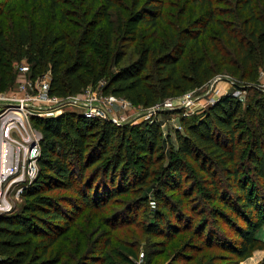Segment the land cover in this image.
I'll list each match as a JSON object with an SVG mask.
<instances>
[{"label": "trees", "instance_id": "trees-1", "mask_svg": "<svg viewBox=\"0 0 264 264\" xmlns=\"http://www.w3.org/2000/svg\"><path fill=\"white\" fill-rule=\"evenodd\" d=\"M11 1L15 0H0V14ZM47 2L55 19L59 0ZM161 7L153 2L142 10L140 21L150 40L136 59L109 75L106 92L150 105L201 86L224 67L247 83L255 82L249 86L253 92L245 101L224 94L201 114L182 116L183 130H175L177 148L169 152L167 163L158 121L117 125L76 112L34 117V124H40L43 133L40 170L24 189L22 207L0 215V264H57L58 258L49 253L71 226L79 206L99 208L120 193L142 191L155 173H159L154 188L159 208L146 227L153 232L166 228L167 236L176 235L178 227L186 225L183 221H193L194 214L184 217L185 211L177 206L181 199L174 203L165 191L194 192L184 188L189 160L207 177L202 198L221 201L246 219L244 225H236L233 241L224 245L237 255L236 264L255 249L264 248V240L256 237V231L264 225V212H260L259 196H251L249 185L252 172L264 186V90L256 86L264 67V17L254 0H241L237 9L228 3L215 6L209 0L204 18L179 31L171 28L170 34L160 39L157 22ZM208 25L215 26L219 34L209 36V53L202 41L204 37L207 40ZM223 43L232 46L233 52ZM88 44L86 36L82 47L71 55L69 42L61 32L41 34L35 23H21L7 35L0 27V90L14 83L12 61L26 56L32 62L33 77L42 71V60H47L50 94L81 92L107 72L104 66L86 71ZM152 54L156 55L154 60L150 59ZM120 59L118 55L117 61ZM94 135L98 140L91 146L88 138ZM218 170L223 180L217 177ZM62 189L72 191V195L62 198L50 193ZM148 201L145 194L134 200L128 207V211L135 209L130 222L145 213ZM206 231L207 237L213 234L210 226L202 224L198 229L201 235Z\"/></svg>", "mask_w": 264, "mask_h": 264}, {"label": "rangeland", "instance_id": "rangeland-1", "mask_svg": "<svg viewBox=\"0 0 264 264\" xmlns=\"http://www.w3.org/2000/svg\"><path fill=\"white\" fill-rule=\"evenodd\" d=\"M212 1L215 6H227L228 3L231 8L237 9L241 0H226L227 3ZM254 1L258 13L264 17V1ZM153 2L162 6V16L157 22L160 39L167 37L171 28L179 31L189 24H195V21L204 18L206 11L209 10V0H59L54 19L47 0H15L6 5L3 13L0 14V27H4L7 35L21 23L26 25L35 23L41 34L61 32L69 42L67 49L71 55L82 47L83 40L88 36L90 44L85 47L86 71H91L94 66L107 67V72L97 82L89 83L81 91L85 94L89 92L95 94L97 101L107 108L105 115L101 114L96 118L129 126L158 121L162 129V143L167 155L165 160L167 163L169 152L177 148L175 130H183L182 116L201 114L224 94L231 93L245 101L253 92L249 86L254 85L255 82L247 83L237 73H232L230 68L224 67L201 86L160 98L150 105L132 101L123 95L106 92L104 85L109 75L136 59L145 44L149 42L150 35L144 30L140 14L145 6ZM212 35L219 36L216 27L208 25L205 33L207 40L205 37L202 38L208 53L209 36ZM223 44L227 50L233 52L232 46ZM118 55L121 59L117 61ZM155 56L152 54L150 59L154 60ZM42 61L44 66L36 77L41 79L47 77L48 81H51L49 64L46 59ZM24 64L29 66V71L21 74L19 67ZM12 70L16 76L14 83L0 91L11 92L18 87L20 79L25 76L30 77L32 62L28 61L26 56L17 58L12 61ZM263 85L264 68L262 67L256 86L264 90ZM85 100L88 101L87 98ZM90 100L94 101L92 97ZM57 108L58 111L52 115L41 117L59 116L69 112L85 115L84 106L69 101L57 105ZM38 125L40 128V124ZM97 140L95 135L88 138L91 146ZM188 163L190 168L186 174L189 175L184 188L194 192L184 194L165 191L172 202L176 203L181 199V202H177L179 203L177 206L185 211L184 217L194 214L193 221L186 218L183 221L186 225L178 227L180 231L176 235L167 236L166 228L153 232L146 227L153 220V211L159 208L154 197L156 177L159 173H155L149 178L150 181L141 187L142 191L120 193L99 208L85 204L79 206L77 214L71 220V226L55 242L49 256L58 258L57 264H91L92 262L94 264H236L237 255L231 253L224 245L226 246V241L228 243L233 241L236 225H244L246 219L236 211L228 210L221 201L208 202L203 199L202 190L208 186L207 177L192 161L189 160ZM94 166L96 165L90 169ZM136 167L140 169L138 165ZM156 167L159 165L157 164ZM217 173V177L223 180V174L219 170ZM250 173L252 177L249 179L250 194L259 196L262 213L264 186L260 181L255 180L252 172ZM50 193L62 198L72 195V191L66 189L53 190ZM141 194L148 196L149 206L146 207L145 213H139L138 216L136 215V220L130 222L129 219L135 214V209L128 211V207H131ZM14 203V209L19 210L25 199L22 196ZM202 224L210 226V232L213 233L211 236L207 237V231L202 235L198 232Z\"/></svg>", "mask_w": 264, "mask_h": 264}, {"label": "built area", "instance_id": "built-area-1", "mask_svg": "<svg viewBox=\"0 0 264 264\" xmlns=\"http://www.w3.org/2000/svg\"><path fill=\"white\" fill-rule=\"evenodd\" d=\"M19 70L26 74L29 66L21 65ZM49 84L47 77L30 75L20 79L15 90L0 91V214L14 210V201L23 196L26 186L39 173L43 133L33 124L34 117L52 115L58 111L57 105L65 101L84 106L89 117L107 111L93 93L50 94Z\"/></svg>", "mask_w": 264, "mask_h": 264}, {"label": "crops", "instance_id": "crops-1", "mask_svg": "<svg viewBox=\"0 0 264 264\" xmlns=\"http://www.w3.org/2000/svg\"><path fill=\"white\" fill-rule=\"evenodd\" d=\"M256 237L264 240V226L256 231ZM264 248L256 249L253 254L239 261L238 264H264Z\"/></svg>", "mask_w": 264, "mask_h": 264}, {"label": "water", "instance_id": "water-1", "mask_svg": "<svg viewBox=\"0 0 264 264\" xmlns=\"http://www.w3.org/2000/svg\"><path fill=\"white\" fill-rule=\"evenodd\" d=\"M2 214H5V213H1L0 215H2Z\"/></svg>", "mask_w": 264, "mask_h": 264}]
</instances>
